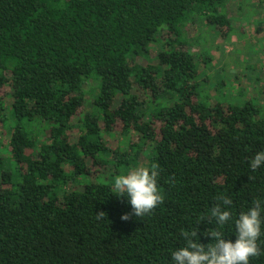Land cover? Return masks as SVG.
Masks as SVG:
<instances>
[{"label": "trees", "instance_id": "trees-1", "mask_svg": "<svg viewBox=\"0 0 264 264\" xmlns=\"http://www.w3.org/2000/svg\"><path fill=\"white\" fill-rule=\"evenodd\" d=\"M234 1L0 0V264H173L182 233L198 227L211 243L220 195L233 202L220 230L235 241L239 213L264 203V166L250 168L264 105L204 95L214 57L191 48L205 29L230 37L229 12L246 6ZM256 68H243L251 84ZM140 158L158 166L164 196L144 217L112 190Z\"/></svg>", "mask_w": 264, "mask_h": 264}, {"label": "clouds", "instance_id": "clouds-1", "mask_svg": "<svg viewBox=\"0 0 264 264\" xmlns=\"http://www.w3.org/2000/svg\"><path fill=\"white\" fill-rule=\"evenodd\" d=\"M261 166H264V151L257 152L250 160L253 172ZM157 167L155 164L151 167L139 166L126 175L114 178L113 192L117 196L128 197L132 214L136 217L151 214L164 201V196L158 189ZM217 201L211 208V217L215 219L217 228L203 233L210 238L211 243L203 244L199 241L198 227L182 233L185 244L171 253L173 264H249L250 258L264 254V249L258 244L262 234L261 225L264 223L261 215L264 203L257 199L247 211L239 213L234 221L236 239L233 242L224 239L226 234L220 230L233 220L230 210L233 202L225 195L218 196ZM104 218L107 215L103 210L96 213V219ZM121 219L128 220L129 214H122Z\"/></svg>", "mask_w": 264, "mask_h": 264}, {"label": "rangeland", "instance_id": "rangeland-1", "mask_svg": "<svg viewBox=\"0 0 264 264\" xmlns=\"http://www.w3.org/2000/svg\"><path fill=\"white\" fill-rule=\"evenodd\" d=\"M233 2L235 1L231 0L230 3ZM244 4L246 6L243 7L242 11L239 10V13L243 15L240 16L234 9L228 14L233 17L232 25L235 28L230 37L219 36V32L213 28L205 29L196 41L197 44H192L191 48L198 51L206 48L214 57L212 63L214 66H207L213 72H206V78L200 83L204 95L205 92L210 94V91L214 90L215 96L220 95L225 100L230 99L238 102L245 97H251L252 100L264 105V92L259 91L261 87H264V0H244ZM186 30L190 34L196 33L192 26L187 27ZM150 54L154 55L155 50L151 49ZM247 63L257 67V75L263 78L260 84H251L245 78L243 68ZM225 74H228L226 88L215 89V80ZM240 87L244 89L241 93L238 92ZM3 88L0 89V93L9 102L7 89ZM214 92L211 91L212 95ZM106 138L109 143L112 142V137L107 135ZM0 147H2L0 148L2 153L7 152L5 143H1ZM142 158H140L138 166H142L144 160ZM108 169L109 167L107 171Z\"/></svg>", "mask_w": 264, "mask_h": 264}]
</instances>
